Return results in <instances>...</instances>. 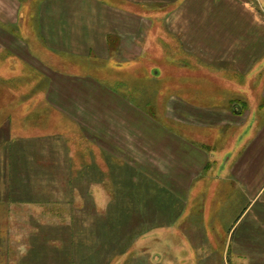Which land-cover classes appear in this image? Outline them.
I'll use <instances>...</instances> for the list:
<instances>
[{
  "label": "crops",
  "instance_id": "crops-1",
  "mask_svg": "<svg viewBox=\"0 0 264 264\" xmlns=\"http://www.w3.org/2000/svg\"><path fill=\"white\" fill-rule=\"evenodd\" d=\"M3 63L31 70L48 108L136 173L141 206L170 216L153 231L182 237L153 245L190 260L221 246L207 254L222 260L264 208V0H0ZM148 63L153 76L131 79ZM165 68L179 72L168 88Z\"/></svg>",
  "mask_w": 264,
  "mask_h": 264
},
{
  "label": "rangeland",
  "instance_id": "rangeland-1",
  "mask_svg": "<svg viewBox=\"0 0 264 264\" xmlns=\"http://www.w3.org/2000/svg\"><path fill=\"white\" fill-rule=\"evenodd\" d=\"M9 63L0 70V264H25L27 256L42 264L47 255L43 264H264V208L258 206L237 229L225 259L207 254L221 253V246H196L190 260L188 246L153 245V233L173 243L182 238L153 231L167 228L169 214L142 207L136 173L93 152L69 119L47 107L42 81ZM148 65L131 79L153 76ZM161 72L165 88L179 74Z\"/></svg>",
  "mask_w": 264,
  "mask_h": 264
},
{
  "label": "trees",
  "instance_id": "trees-1",
  "mask_svg": "<svg viewBox=\"0 0 264 264\" xmlns=\"http://www.w3.org/2000/svg\"><path fill=\"white\" fill-rule=\"evenodd\" d=\"M15 196H18L19 194H14ZM9 197H12V194H9ZM18 197H26L25 195H20V196H18ZM28 197V196H27ZM103 242V241H102ZM65 255L66 254H64V256H63V258L65 257ZM96 255H98L99 256V253L98 254H96ZM62 262V261H61ZM65 261H63V263H61V264H66V262L64 263Z\"/></svg>",
  "mask_w": 264,
  "mask_h": 264
}]
</instances>
